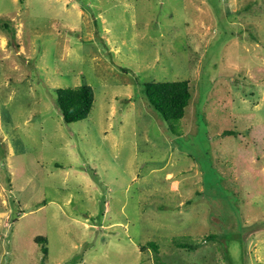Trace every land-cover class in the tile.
I'll list each match as a JSON object with an SVG mask.
<instances>
[{
  "label": "rangeland",
  "instance_id": "374dc122",
  "mask_svg": "<svg viewBox=\"0 0 264 264\" xmlns=\"http://www.w3.org/2000/svg\"><path fill=\"white\" fill-rule=\"evenodd\" d=\"M241 2L0 0V264H264V0ZM185 79L169 122L145 83Z\"/></svg>",
  "mask_w": 264,
  "mask_h": 264
},
{
  "label": "trees",
  "instance_id": "16d2710c",
  "mask_svg": "<svg viewBox=\"0 0 264 264\" xmlns=\"http://www.w3.org/2000/svg\"><path fill=\"white\" fill-rule=\"evenodd\" d=\"M145 91L151 105L164 117L167 121H176L185 116L193 96L191 81L175 80V81H149L145 83ZM57 99L61 107L64 119L68 123L77 122L88 117L93 102L94 93L90 85L83 83L75 87H59L57 89ZM210 237H213L210 234ZM38 240L45 239L38 236ZM178 246L197 249L200 242L187 239H172ZM158 249L157 245H152ZM43 249L47 252V247ZM167 264V263H158Z\"/></svg>",
  "mask_w": 264,
  "mask_h": 264
},
{
  "label": "crops",
  "instance_id": "0c3cea01",
  "mask_svg": "<svg viewBox=\"0 0 264 264\" xmlns=\"http://www.w3.org/2000/svg\"><path fill=\"white\" fill-rule=\"evenodd\" d=\"M226 3V8L228 12H239L240 11V5L242 0H224ZM174 187H178V181L177 184H174Z\"/></svg>",
  "mask_w": 264,
  "mask_h": 264
}]
</instances>
